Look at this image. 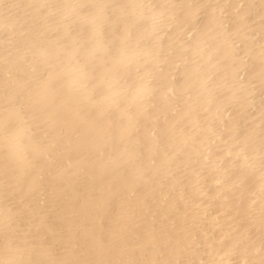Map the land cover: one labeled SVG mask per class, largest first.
I'll use <instances>...</instances> for the list:
<instances>
[{"label": "bare ground", "instance_id": "bare-ground-1", "mask_svg": "<svg viewBox=\"0 0 264 264\" xmlns=\"http://www.w3.org/2000/svg\"><path fill=\"white\" fill-rule=\"evenodd\" d=\"M0 264H264V0H0Z\"/></svg>", "mask_w": 264, "mask_h": 264}]
</instances>
